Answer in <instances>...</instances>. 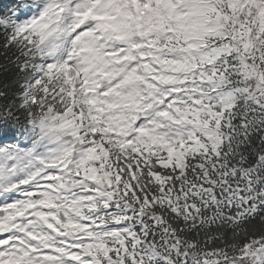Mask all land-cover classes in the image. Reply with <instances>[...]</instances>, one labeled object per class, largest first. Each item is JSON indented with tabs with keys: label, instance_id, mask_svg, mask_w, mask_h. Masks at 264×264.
Instances as JSON below:
<instances>
[{
	"label": "snow or ice",
	"instance_id": "6c2138e0",
	"mask_svg": "<svg viewBox=\"0 0 264 264\" xmlns=\"http://www.w3.org/2000/svg\"><path fill=\"white\" fill-rule=\"evenodd\" d=\"M0 264H264V0H0Z\"/></svg>",
	"mask_w": 264,
	"mask_h": 264
}]
</instances>
